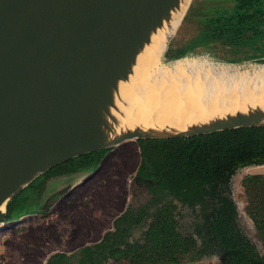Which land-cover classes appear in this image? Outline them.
<instances>
[{
	"label": "water",
	"instance_id": "obj_1",
	"mask_svg": "<svg viewBox=\"0 0 264 264\" xmlns=\"http://www.w3.org/2000/svg\"><path fill=\"white\" fill-rule=\"evenodd\" d=\"M183 1L0 0V224L10 202L71 159L129 140L264 126L256 109L179 133L135 128L111 137L119 83Z\"/></svg>",
	"mask_w": 264,
	"mask_h": 264
},
{
	"label": "trees",
	"instance_id": "obj_2",
	"mask_svg": "<svg viewBox=\"0 0 264 264\" xmlns=\"http://www.w3.org/2000/svg\"><path fill=\"white\" fill-rule=\"evenodd\" d=\"M259 6L260 0H238L233 13L220 15L206 27L217 30L211 35L216 38H239L249 21L264 16V9ZM137 142L142 157L138 173L153 182L150 189L156 202L143 239H127V233L142 221V214L130 209L116 219L115 231L82 250L76 258L79 264H100L110 258L126 264H179L196 251L204 256H223L228 264H264V255L239 225L237 205L231 197V181L240 169L264 165V126ZM106 153L101 150L71 159L44 177L94 171ZM242 187L248 202L246 213L264 244V174L246 176ZM165 199L169 201L157 204ZM175 201L198 212L196 233L200 248L196 239L185 237L178 230ZM23 203L19 195L9 203L8 221L36 213L27 210ZM47 264L74 263L69 257L58 255Z\"/></svg>",
	"mask_w": 264,
	"mask_h": 264
},
{
	"label": "rangeland",
	"instance_id": "obj_3",
	"mask_svg": "<svg viewBox=\"0 0 264 264\" xmlns=\"http://www.w3.org/2000/svg\"><path fill=\"white\" fill-rule=\"evenodd\" d=\"M263 5L264 0H260L259 7ZM236 7L234 0H193L163 58L164 63L190 58L220 65L236 64L247 69L264 64V16L249 21L239 38L219 39L217 35L211 36L217 33L216 29L206 27L220 15H230ZM137 141H125L108 149L94 171L83 170L46 179L43 175L33 182V187L25 189L19 200L27 210L36 213L0 224V264H47L58 255L79 264L76 258L82 250L100 243L108 232L115 231L116 219L130 209L141 213L142 221L127 233V239L142 240L156 202L150 189L153 182L138 173L142 157ZM255 174H264V165L240 169L231 181V197L237 205L242 231L264 255V244L246 213L248 202L242 187L243 179ZM167 201L169 199L157 204ZM175 203L178 230L183 236L196 239L200 248L196 233L198 212ZM100 264L126 262L110 258ZM179 264H228V261L223 256H204L196 251Z\"/></svg>",
	"mask_w": 264,
	"mask_h": 264
},
{
	"label": "bare ground",
	"instance_id": "obj_4",
	"mask_svg": "<svg viewBox=\"0 0 264 264\" xmlns=\"http://www.w3.org/2000/svg\"><path fill=\"white\" fill-rule=\"evenodd\" d=\"M192 1L184 0L153 34L129 79L119 83L111 137L135 128L179 133L237 113L264 112V65L243 70L190 58L164 63L165 47Z\"/></svg>",
	"mask_w": 264,
	"mask_h": 264
},
{
	"label": "flooded vegetation",
	"instance_id": "obj_5",
	"mask_svg": "<svg viewBox=\"0 0 264 264\" xmlns=\"http://www.w3.org/2000/svg\"><path fill=\"white\" fill-rule=\"evenodd\" d=\"M234 1H236V2H238V0H234ZM260 8H262V9H264V5L263 6H261ZM21 219V218H20ZM15 221V220H14ZM13 221H8V223H12Z\"/></svg>",
	"mask_w": 264,
	"mask_h": 264
}]
</instances>
